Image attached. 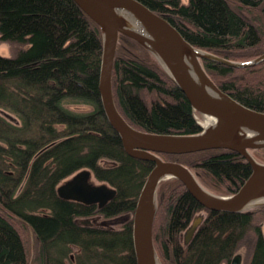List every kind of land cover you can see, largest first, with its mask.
Masks as SVG:
<instances>
[{"label": "trees", "instance_id": "trees-1", "mask_svg": "<svg viewBox=\"0 0 264 264\" xmlns=\"http://www.w3.org/2000/svg\"><path fill=\"white\" fill-rule=\"evenodd\" d=\"M138 1L196 48L230 61L264 53V0ZM0 40L18 46L14 56L0 55V264H135L126 215L153 164L124 151L101 110L98 25L73 0H0ZM201 63L221 91L264 112V61L247 68ZM112 91L118 112L135 129L201 131L158 62L121 34ZM251 153L264 164V148ZM157 155L188 167L221 195L235 193L250 173L246 160L226 149ZM84 169L115 190L102 207L58 195L59 184ZM200 211L205 216L185 243ZM95 216L105 221L81 223ZM120 216L124 221L112 226L109 220ZM152 236L161 264H228L241 248L247 264H264V205L209 211L179 180H165L157 188Z\"/></svg>", "mask_w": 264, "mask_h": 264}, {"label": "water", "instance_id": "water-1", "mask_svg": "<svg viewBox=\"0 0 264 264\" xmlns=\"http://www.w3.org/2000/svg\"><path fill=\"white\" fill-rule=\"evenodd\" d=\"M95 22L101 33V57L97 90L103 115L131 157L153 166L141 187L132 214V246L135 264H161L153 243L157 212V188L162 181L176 179L200 207L213 212L239 213L264 205V164L251 150L264 148V112L250 109L221 91L207 75L202 60L232 68L253 67L264 61V53L252 60L236 62L196 48L166 19L138 0H73ZM119 34L147 50L183 93L194 112L204 119L194 134L151 133L130 126L118 112L112 91V70ZM211 119V123L207 120ZM209 149H226L246 160L250 173L239 189L229 195L204 188L178 162L157 154H187ZM90 170H81L58 186V195L86 205L102 207L115 196L106 183L92 185ZM204 218V217H203ZM196 217L184 233L187 243L203 220ZM82 220V224H89ZM264 246V243H263ZM228 264H243L236 252Z\"/></svg>", "mask_w": 264, "mask_h": 264}, {"label": "rangeland", "instance_id": "rangeland-1", "mask_svg": "<svg viewBox=\"0 0 264 264\" xmlns=\"http://www.w3.org/2000/svg\"><path fill=\"white\" fill-rule=\"evenodd\" d=\"M182 3H186L187 0H181ZM18 48V46H16L15 44H12L10 42H3L0 40V55L4 56V57H12L15 55L16 49ZM254 59V58H253ZM252 60V59H250ZM249 61V60H248ZM236 62H245V61H236ZM5 113V112H4ZM7 114V113H5ZM8 115V114H7ZM10 119H13L15 121V116H7ZM196 118H197V122L201 125L204 124V119L196 114ZM105 163V161H103ZM89 182L92 185H100L103 182H100L98 180H96L93 176H91V178L89 179ZM62 183H64V181H62L59 185H61ZM132 217V215H126V217ZM205 216V212L204 211H200L198 213H196L193 217V219H195L196 217H204ZM125 217L124 216H120L117 217L115 219H110L109 221L111 222V225L118 228L120 226V224L124 221ZM192 219V220H193ZM93 223H101L104 222L105 219H103V217L101 216H95L92 218L87 219ZM192 222V221H191ZM191 224V223H190ZM237 252L242 254V258H243V264H247V254H246V250L244 248H241L240 250H238Z\"/></svg>", "mask_w": 264, "mask_h": 264}, {"label": "bare ground", "instance_id": "bare-ground-1", "mask_svg": "<svg viewBox=\"0 0 264 264\" xmlns=\"http://www.w3.org/2000/svg\"><path fill=\"white\" fill-rule=\"evenodd\" d=\"M211 122H212V120H211V119L207 120V123H211Z\"/></svg>", "mask_w": 264, "mask_h": 264}]
</instances>
